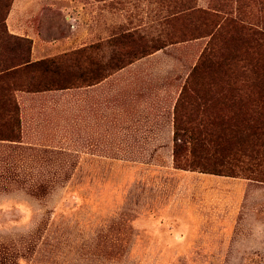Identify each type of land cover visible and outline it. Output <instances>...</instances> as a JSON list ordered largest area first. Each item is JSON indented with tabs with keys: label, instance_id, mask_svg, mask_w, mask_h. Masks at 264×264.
Instances as JSON below:
<instances>
[{
	"label": "rangeland",
	"instance_id": "374dc122",
	"mask_svg": "<svg viewBox=\"0 0 264 264\" xmlns=\"http://www.w3.org/2000/svg\"><path fill=\"white\" fill-rule=\"evenodd\" d=\"M3 17L10 35L29 27L40 45L66 44L49 59L86 50L80 68L109 80L91 106L72 91L11 92L21 129L18 141L0 140V264H264V159L232 164L243 187L235 210V189H220V176L174 160L176 144L191 141L183 132L175 141L185 88L200 110L220 100V87L190 90L204 54L230 60L198 82L215 76L241 95L258 91L264 49L241 54L239 34L264 32V0H0ZM17 44L0 33V59L20 54ZM77 85L70 90L88 87ZM23 93L34 95L20 99L24 113ZM206 118L194 112L188 123Z\"/></svg>",
	"mask_w": 264,
	"mask_h": 264
},
{
	"label": "trees",
	"instance_id": "16d2710c",
	"mask_svg": "<svg viewBox=\"0 0 264 264\" xmlns=\"http://www.w3.org/2000/svg\"><path fill=\"white\" fill-rule=\"evenodd\" d=\"M243 32V29L240 30L239 37L241 45H246V50L241 54L249 56L252 55L251 53L258 55L257 52H262L264 32L245 33L247 36ZM0 33L4 41L15 39L22 49L20 54L15 53L11 59L5 61L0 59V140L18 141L20 137L19 106L11 94L12 91L43 93L68 90L76 88L77 82L80 81L86 86H92L105 78L104 75H100L99 69H94L93 66L80 68V59L86 50L66 54L58 59L33 62L31 40L10 35L4 17L0 21ZM228 51L220 53L221 57H225ZM215 54L217 53L209 52L203 55L200 64L193 71L190 80L193 90H190L197 94L201 91L215 94V90L220 87V100L212 104L213 107L208 106L205 110H200L196 105L187 102L185 95L188 94L189 88L188 86L185 88L176 107L175 141L182 142L183 139L180 137H184L187 133L190 134L191 141H186L183 145L176 144L174 160L178 165L177 169L187 171L186 168H188L192 171L199 170L204 174L234 178L237 177L234 169L231 168L234 162H240L245 157H251L253 161L264 159V71L255 79V87L258 91L247 96L240 94L242 89L236 85V81L232 83L220 79L219 85V80L215 81V76H212L208 81L198 82L203 73L212 71L211 75H213L219 67L221 68L230 60L226 58L221 63L218 61L220 57ZM208 93L205 95H209ZM215 100L210 97L212 103ZM204 104L210 105L207 101ZM189 105L193 106L188 108ZM223 106L225 109H222ZM210 110L212 112L209 114ZM202 111L207 117L203 120L206 124L200 127L188 123L194 112ZM7 128L10 131V137L3 135V130L7 131ZM181 132L184 136L180 135ZM184 154L187 155L186 157L190 154V161L181 166Z\"/></svg>",
	"mask_w": 264,
	"mask_h": 264
},
{
	"label": "crops",
	"instance_id": "0c3cea01",
	"mask_svg": "<svg viewBox=\"0 0 264 264\" xmlns=\"http://www.w3.org/2000/svg\"><path fill=\"white\" fill-rule=\"evenodd\" d=\"M8 28H9V32L11 34L16 35V36H21V37H27L33 41V46H32V61L33 62L49 59L51 57H55V56L61 55V54L66 52V51H62V49L66 46V44H61L60 42L54 41L55 43L53 42V43H49V44L44 42V45H40L43 43H39L37 41V38H35L33 34H31L29 32H27V33L24 32L25 29L26 30L30 29L29 27L10 26ZM28 31H33V28L28 30ZM22 32H23V34H22ZM31 35H33V36H31ZM70 44H73V42H71ZM82 47H85V46H81L80 48H82ZM89 48L95 49V48H93V46H91ZM76 50H77V48H76ZM108 80H109V78H105L101 82H99L95 85L84 87V88H78V89H72V90H70V89L60 90V91H54V92L50 91V92H43L44 94H35V95L43 96V95L57 94L59 96H65L68 92L72 91L74 94L73 99L74 100L76 99V102L81 104L83 102V98L86 97V99L88 98L90 101H92L89 104L91 106V104L93 103V100H94V103L96 100L93 97V95L95 94V90L99 89L101 87H104ZM87 92H89V93L91 92L93 94L87 96ZM31 95L32 94H26V93L18 95V98H19V101H20V104L22 107V113H24V104H23V101H25L24 96H31ZM32 96H34V95H32ZM21 98H23V101L20 100ZM76 108H77V106H76ZM23 128H24V117H23ZM225 179L230 180V181H224ZM237 181L242 182L241 179H230V177H221L220 176V189H235L233 192V199H234V202H233L234 207L233 208H234V210L239 208V206H238L239 203H238V200L236 202V199L239 196V194H241V192H242L241 189L243 188L242 185L240 183H238ZM240 208H241V204H240Z\"/></svg>",
	"mask_w": 264,
	"mask_h": 264
}]
</instances>
